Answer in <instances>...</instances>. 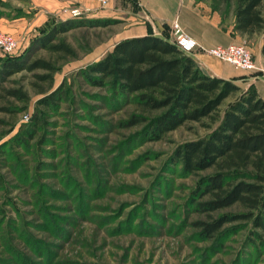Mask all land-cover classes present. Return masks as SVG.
<instances>
[{
	"label": "rangeland",
	"instance_id": "obj_1",
	"mask_svg": "<svg viewBox=\"0 0 264 264\" xmlns=\"http://www.w3.org/2000/svg\"><path fill=\"white\" fill-rule=\"evenodd\" d=\"M195 2L223 30L231 31V24L234 29L233 0ZM92 4L87 13L73 5L64 10L65 18L107 22H88L61 33L74 56L53 71L45 88L60 87L56 104L45 108L37 103L41 94L30 85L28 71L14 72L9 78L15 82H6L22 85L28 100L14 114L0 112V264H264V234L250 220L225 221L208 239H200L191 224L243 210L237 203L209 212L193 210L191 189L211 169L184 174L180 164L170 161L178 143L206 129L190 120L160 138L144 139L143 122H123L133 113H147L119 95L107 79L94 85L81 75L115 41L149 29L150 23L138 0ZM26 9H34L30 0H5L0 7L1 16L8 18L27 16ZM95 10L107 13H89ZM56 17L48 16L32 35H14L17 48L0 57L42 54L41 49L28 51L30 39ZM173 20L163 30L175 43ZM258 35L241 33L229 42H242L252 54ZM208 47L194 45L184 52L216 57Z\"/></svg>",
	"mask_w": 264,
	"mask_h": 264
},
{
	"label": "trees",
	"instance_id": "obj_2",
	"mask_svg": "<svg viewBox=\"0 0 264 264\" xmlns=\"http://www.w3.org/2000/svg\"><path fill=\"white\" fill-rule=\"evenodd\" d=\"M4 6L5 0H0V7ZM233 13L234 29L245 34L263 31L264 53V0H233ZM88 22L107 21L53 18L45 31L30 39L28 51L41 49L42 54L0 57V112L14 114L27 102L22 85L6 84L15 82L9 75L21 70L31 73L29 83L41 94L38 104L48 108L57 103L60 87L46 89L53 71L74 56L73 47L61 33ZM85 66L80 73L86 81L101 85L107 79L119 95L147 113H133L123 122H143L140 133L144 139L160 138L190 120L206 129L204 134L178 143L170 161L180 164L184 174L211 169L191 189L193 210L209 212L233 203L243 210L192 221L200 239L213 237L223 222L237 218L250 220L264 234V99L252 89H241L231 78L203 71L167 36L151 32L115 41L110 50ZM39 119L34 117L35 125Z\"/></svg>",
	"mask_w": 264,
	"mask_h": 264
},
{
	"label": "crops",
	"instance_id": "obj_3",
	"mask_svg": "<svg viewBox=\"0 0 264 264\" xmlns=\"http://www.w3.org/2000/svg\"><path fill=\"white\" fill-rule=\"evenodd\" d=\"M147 11L149 29L140 28L127 36L144 34L165 35L163 26L172 18H176L185 32L199 45L213 46L224 44L240 37L241 33L232 29L223 30L208 14L199 11L198 4L194 0H138ZM34 9L27 10V16L4 17L0 16V31L9 32L12 35H32L37 25L48 16L65 18L64 11L68 6H78L85 9L92 4V0H30ZM83 12V13H84ZM87 13V12H86ZM94 15H106L107 12L93 11ZM151 24V26H150ZM259 37L252 47V54L259 66L258 70L247 71L225 62L219 58L194 50L189 54L194 58L198 66L205 72L224 78H231L241 89L254 90L264 99V53L261 52L263 31L258 32ZM125 36V37H127ZM167 36V35H165ZM169 38V35L167 36Z\"/></svg>",
	"mask_w": 264,
	"mask_h": 264
},
{
	"label": "built area",
	"instance_id": "obj_4",
	"mask_svg": "<svg viewBox=\"0 0 264 264\" xmlns=\"http://www.w3.org/2000/svg\"><path fill=\"white\" fill-rule=\"evenodd\" d=\"M107 0H100L105 3ZM76 9H72L71 13H76ZM172 26L176 34L175 44L183 51H188L194 45L203 48L197 44L194 39L182 32L176 20L172 21ZM18 46V41L14 35L8 32L0 31V53L13 52ZM209 54L228 62L240 69L253 71L258 70L259 66L252 57L249 49L242 42H227L225 44H216L206 48Z\"/></svg>",
	"mask_w": 264,
	"mask_h": 264
}]
</instances>
